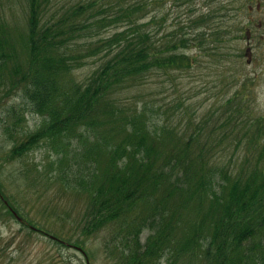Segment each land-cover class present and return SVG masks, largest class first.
<instances>
[{
	"label": "trees",
	"instance_id": "obj_1",
	"mask_svg": "<svg viewBox=\"0 0 264 264\" xmlns=\"http://www.w3.org/2000/svg\"><path fill=\"white\" fill-rule=\"evenodd\" d=\"M20 2L25 29L0 17V102L20 97L39 124L20 133L25 116L14 103L1 105L0 122H9L10 136H24L11 154L48 143L54 179L64 177L65 188L84 196L82 237L74 243L107 230L114 264H264V113L247 107V79L181 127L155 121L157 108L146 100L129 106L120 98L154 71L184 70L203 51L220 53L231 33L254 36L252 18L209 31L212 9L195 10L192 0L168 5H184L185 18L161 0ZM252 3L264 0H219L213 14L226 21L229 5L243 14ZM87 58L99 64L79 80L73 71ZM0 205L19 214L1 188Z\"/></svg>",
	"mask_w": 264,
	"mask_h": 264
},
{
	"label": "rangeland",
	"instance_id": "obj_2",
	"mask_svg": "<svg viewBox=\"0 0 264 264\" xmlns=\"http://www.w3.org/2000/svg\"><path fill=\"white\" fill-rule=\"evenodd\" d=\"M194 2L195 10L206 12L208 8L212 9L205 22L207 30L215 31L217 27L225 25H242L251 17L254 22V36L248 39L233 38L231 33L220 44V53L203 51L205 56L199 54L196 63L184 70L166 73L162 70L154 71L142 81L138 90L125 91L120 94V98L129 106L134 103L141 106L142 100H146L157 108L155 111L158 113L153 114L157 118L155 121L166 118L170 126L181 127L190 119L199 120L210 108H217L233 92V83L246 78L244 93L249 99L247 107H253L256 113H264V5L252 3L250 12L243 14H238L237 8L229 5L233 15L225 21L223 17L213 14V9L219 6V0H192V6ZM169 3L170 0H161L160 5H165V11L181 13V18L188 14L184 5L172 8L168 6ZM22 4L20 0H0L2 20L9 21L7 24L10 26L25 29L21 18L24 14ZM259 19L262 24L258 22ZM216 45L219 47V44ZM247 45L248 55L245 54ZM236 48H241L243 53L239 56L232 54ZM98 64V58H87L81 66L74 69L73 75L79 80H85ZM9 96L0 102V120L5 118L2 104H20L16 114L24 113L25 120L21 122L19 132L33 130L39 124V118L24 109L20 97L15 99L13 94ZM8 124L0 122V188L5 196L20 207L21 217L31 220L37 230L40 229L47 235L39 231L29 232L27 226L15 217L2 213L1 209L0 264H86L85 257L74 247L75 244L86 251L90 264H114L103 242L108 235L107 230L92 234L84 243L81 240L82 244L74 243L82 237L78 221L80 222L85 198L76 189L65 188L68 184L64 183V177L62 180L60 177L54 179L55 172H58L57 165L51 166L47 163L48 159H55L53 147L41 142L21 155L11 154L13 145L24 136H10L13 130L5 127ZM49 234L66 243L72 242L70 244L73 245L68 247L49 238ZM18 248L21 250L19 258Z\"/></svg>",
	"mask_w": 264,
	"mask_h": 264
}]
</instances>
